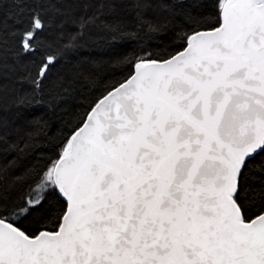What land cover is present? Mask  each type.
Here are the masks:
<instances>
[{
    "label": "snow or ice",
    "instance_id": "6c2138e0",
    "mask_svg": "<svg viewBox=\"0 0 264 264\" xmlns=\"http://www.w3.org/2000/svg\"><path fill=\"white\" fill-rule=\"evenodd\" d=\"M0 264H264V0H0Z\"/></svg>",
    "mask_w": 264,
    "mask_h": 264
},
{
    "label": "trees",
    "instance_id": "16d2710c",
    "mask_svg": "<svg viewBox=\"0 0 264 264\" xmlns=\"http://www.w3.org/2000/svg\"><path fill=\"white\" fill-rule=\"evenodd\" d=\"M9 117H12L14 115V112L8 113Z\"/></svg>",
    "mask_w": 264,
    "mask_h": 264
}]
</instances>
